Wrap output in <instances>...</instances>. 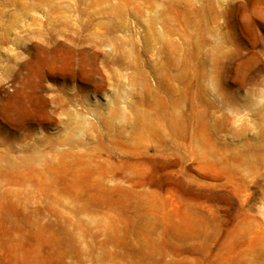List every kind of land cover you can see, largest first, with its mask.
Masks as SVG:
<instances>
[{"label": "rangeland", "instance_id": "rangeland-1", "mask_svg": "<svg viewBox=\"0 0 264 264\" xmlns=\"http://www.w3.org/2000/svg\"><path fill=\"white\" fill-rule=\"evenodd\" d=\"M0 264H264V0H0Z\"/></svg>", "mask_w": 264, "mask_h": 264}]
</instances>
